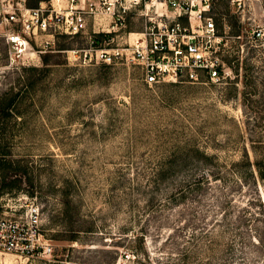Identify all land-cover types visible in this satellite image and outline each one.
Returning a JSON list of instances; mask_svg holds the SVG:
<instances>
[{"label": "rangeland", "instance_id": "rangeland-1", "mask_svg": "<svg viewBox=\"0 0 264 264\" xmlns=\"http://www.w3.org/2000/svg\"><path fill=\"white\" fill-rule=\"evenodd\" d=\"M210 2L230 70L216 85L149 88L131 64L85 61L89 35L42 37L10 67L0 40V159L21 181L0 213L36 201L54 249L23 264H264V0Z\"/></svg>", "mask_w": 264, "mask_h": 264}, {"label": "built area", "instance_id": "built-area-1", "mask_svg": "<svg viewBox=\"0 0 264 264\" xmlns=\"http://www.w3.org/2000/svg\"><path fill=\"white\" fill-rule=\"evenodd\" d=\"M132 13L144 21L142 32L126 31V18ZM260 33L254 37H261ZM83 35L90 36L89 47L76 52L85 61L131 64L149 88L216 85L230 75L222 58L226 37L219 34L210 0H41L35 8L29 0H0V40L10 67L30 66L51 49L46 40L40 50H34L33 42L42 37ZM4 207L0 254L12 255L22 264L52 258L54 249L43 235L40 205L30 200L20 215Z\"/></svg>", "mask_w": 264, "mask_h": 264}, {"label": "trees", "instance_id": "trees-1", "mask_svg": "<svg viewBox=\"0 0 264 264\" xmlns=\"http://www.w3.org/2000/svg\"><path fill=\"white\" fill-rule=\"evenodd\" d=\"M7 165L10 166V162H8L7 160H5L4 158L0 159V197L7 193V191H13V190H17L20 191V183L21 181H17L16 185L11 187L9 189V187L7 186V180H8V173H9V167H6ZM262 176L264 177V174H262Z\"/></svg>", "mask_w": 264, "mask_h": 264}]
</instances>
